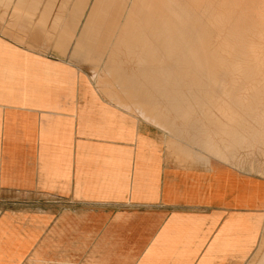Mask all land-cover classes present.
I'll use <instances>...</instances> for the list:
<instances>
[{"label":"crops","instance_id":"obj_1","mask_svg":"<svg viewBox=\"0 0 264 264\" xmlns=\"http://www.w3.org/2000/svg\"><path fill=\"white\" fill-rule=\"evenodd\" d=\"M76 1L65 14H50L54 0L42 8L39 0H14L0 13V195L17 199L0 208V264H244L264 229V178L227 163L228 147L249 143L252 127L241 128L242 117L227 118L235 125L209 117L225 145L211 134H188L209 154L202 155L169 139L180 160L202 164L170 161L158 132L68 59L73 38L87 44L100 31L86 12L89 0ZM124 2L117 0L113 15ZM194 2L193 11L220 36L222 0H203L202 8ZM0 3L8 8L11 0ZM168 3L132 0L116 44L147 67L143 79L151 71L169 102L156 101L136 73L123 74L140 99L133 101L138 113L180 135L183 125L188 132L205 126L190 119L191 110L207 116L215 108H244L230 89L236 65L221 41L218 54L212 46L200 56L198 41L172 21ZM7 25L36 44L3 35ZM46 35L54 39L44 48L37 43ZM218 78L227 86L217 88Z\"/></svg>","mask_w":264,"mask_h":264},{"label":"rangeland","instance_id":"obj_2","mask_svg":"<svg viewBox=\"0 0 264 264\" xmlns=\"http://www.w3.org/2000/svg\"><path fill=\"white\" fill-rule=\"evenodd\" d=\"M13 1L11 0L8 8H5L0 3V13H8ZM61 1L64 0H54L50 14L55 15L57 10L60 11L59 6ZM192 1H198V5L201 8L204 7L203 0H168L169 9L173 13L170 15L173 19L171 20L175 23H182L183 32L191 39L198 41L200 56L205 51L206 53L210 52L212 46L218 54L221 41L223 51L225 52L223 55L232 62V65L234 64L233 66L236 65L231 70L233 78L230 89L233 94H236L235 102L240 104V107L244 109H238L235 105H232L231 107L233 108L230 109L215 108L206 111L207 116H203L201 110H191L190 119H200L201 123L205 126L201 128L190 126L188 132L187 126L183 125L181 127L183 133L180 135L145 120L143 115L138 113V106L134 103L139 104L140 99L134 96L133 93H129V85L123 82V74L131 77L136 73L138 79L150 91L151 96L153 98L156 97V101L164 105H168L169 102L165 100L163 94L158 92L154 83L155 78L152 76L151 71L143 79L140 76V71L147 69V67L139 66L136 58H130L126 50L116 44L118 38L124 37L122 34L124 30L122 29H124V24L128 22L125 11L130 8L132 0H125L124 3H121L119 6L121 8L123 5V12L116 15H113L112 12L116 7L117 0H89L86 12L90 11L94 14V29H99L100 31L93 38H88L87 44L85 42L86 38H81L83 41L81 43L78 41L75 45L76 38H73L70 45H74V51L70 53L68 59L86 69L97 86L101 87L104 92H106V89H109V91L119 94V97L125 102L126 107L122 106L118 101H115V103H118L121 107L134 114L143 123L154 128L165 145L166 157L175 164L194 166L201 165L202 163L195 160H180L175 150L167 146V140L178 141L182 146H188L202 155H209L199 144L189 140L188 134L195 132L211 134L217 141V144L223 147L225 143L219 141L220 135H217V128L211 125V122L207 118H217L219 125H235V122H229L227 118L242 117L243 126L241 128L248 131L252 127V131L248 136L249 143L244 142L241 146L232 145L233 147H228L229 155L233 156V161L227 164H230L239 171L264 178V0H222L223 19L220 36L218 35V31H211L206 26L205 16L198 15L193 11ZM39 2L40 5L38 7L42 8L43 3H46L47 0H39ZM195 2L193 7L195 5V8H197ZM65 5V9L60 11L63 14L75 7L77 1L69 0ZM29 25L31 26V23ZM108 25L109 29L106 30L105 27ZM7 26V29L1 31L3 35L22 45L32 42L36 44L38 39L32 38L26 33L27 31H24L25 33L19 32L12 25ZM1 28L0 23V30ZM81 29L78 31L79 33ZM20 33L23 35H20ZM53 39V37L46 35L37 44L40 43L45 48V45L50 46L52 44ZM90 40H92L91 43ZM62 46L65 47V44H62ZM203 63L201 60L200 67ZM227 84V81L222 78L216 80L217 88L220 85L227 86ZM245 94H247L248 100L242 101L245 99ZM223 97L225 99L228 98L226 95ZM125 100L128 102L126 103ZM197 114H199V117L193 116ZM175 122L178 126L182 123L180 120H176ZM200 129H206V132H202ZM222 150L224 151L225 149L222 148ZM11 200L16 201L17 199L14 196L6 197L0 195V208L6 207L5 204ZM244 264H264V229L254 253Z\"/></svg>","mask_w":264,"mask_h":264},{"label":"bare ground","instance_id":"obj_3","mask_svg":"<svg viewBox=\"0 0 264 264\" xmlns=\"http://www.w3.org/2000/svg\"><path fill=\"white\" fill-rule=\"evenodd\" d=\"M225 1H226V0H225ZM225 1H224V2H225ZM231 1H232V0H231ZM141 65H142V64H141ZM127 81H128V80H127ZM257 82H258V81H257Z\"/></svg>","mask_w":264,"mask_h":264}]
</instances>
